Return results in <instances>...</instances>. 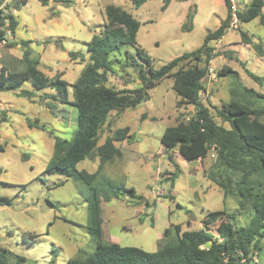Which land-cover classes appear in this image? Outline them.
Segmentation results:
<instances>
[{
    "label": "rangeland",
    "instance_id": "rangeland-1",
    "mask_svg": "<svg viewBox=\"0 0 264 264\" xmlns=\"http://www.w3.org/2000/svg\"><path fill=\"white\" fill-rule=\"evenodd\" d=\"M14 1L9 0V6L17 8V27L13 34L0 29V67L10 73L22 72L26 52L43 75L58 77L68 86L66 103L54 90H36L29 82L18 91L0 90V199L9 201V205H0V247L23 257V264H68L94 251L87 229L92 190L76 177L45 170L53 158V136L68 142L73 137L76 109L71 105L70 85L89 63L86 43L101 32L105 7H119L139 23L136 44L151 60L153 70L198 49L227 11L223 0H147L138 8L128 0H47L45 6L38 0L20 6L16 1L21 0ZM251 1L236 0L238 12ZM261 16L264 21V5L258 17L247 23L237 21L234 27L228 23L223 37L208 43L212 59L201 81L199 100L215 122L226 128L214 110L223 104L241 101L264 110ZM134 54L131 47L110 54L112 71L105 73L108 88L122 91L140 86L130 66ZM199 66H205L204 62ZM172 86V78L163 79L148 91L149 100L123 112H111L99 131L98 146L117 129L127 127L132 135L129 143L114 144L121 158L105 163L94 181L104 243L152 253L163 243L165 228L180 225L182 231H197L207 212L235 215L234 224L239 226L249 221L248 206L242 208L236 195L225 197L212 179L219 175L218 180L227 184L230 177V187L236 191L238 176L219 173L215 150L203 160L187 162L160 143L166 128L186 121L194 112L192 106L178 104ZM259 120L264 122V117ZM29 123L39 127H29ZM97 166L95 157L79 162L76 168L93 174ZM253 181L264 189L263 177L256 175ZM114 185L134 188L140 199L115 196ZM105 197L110 200L106 202ZM212 230L215 233L214 226ZM261 244L264 248V240ZM258 261L264 264V250Z\"/></svg>",
    "mask_w": 264,
    "mask_h": 264
},
{
    "label": "trees",
    "instance_id": "trees-1",
    "mask_svg": "<svg viewBox=\"0 0 264 264\" xmlns=\"http://www.w3.org/2000/svg\"><path fill=\"white\" fill-rule=\"evenodd\" d=\"M26 1H16L17 6ZM38 1L43 6L47 4V0ZM128 1L138 8L147 0ZM223 1L226 17L217 29L206 34L202 45L172 59L157 70L152 69L151 60L136 44L139 23L119 7H105V23L101 32L86 43L89 63L70 85L73 96L71 105L76 109L73 137L68 142L49 132L54 140L53 158L45 171L76 177L92 190L88 201L87 229L94 243V251L83 260L68 261V264H262L258 258L262 257L264 250L261 244L264 240V189L253 178L256 175L264 178V122L259 120L264 117V110L249 108L241 101L232 100L223 104L214 110L217 117L228 125L226 128L215 122L199 100L201 81L212 59V49L208 47V43L222 38L229 23V3L228 0ZM263 5V0H252L244 11L238 12L239 22L247 23L258 17ZM188 19L191 17L188 16ZM260 21L264 25L262 16ZM3 24L4 20L0 19V27ZM16 27L17 21L12 16L7 29L13 34ZM241 37L246 38L244 34ZM122 47H131L135 51V58H131L130 66L135 68L140 86L116 91L106 86L105 73L112 71L110 54L118 52ZM23 59L26 67L20 73H10L0 67V90L18 91L24 83L29 82L36 90H54L61 101L66 103L68 84L58 77L48 78L43 75L37 69V61L29 59L26 52ZM202 61L205 64L203 67L199 66ZM191 62H194L193 65H190ZM228 71L222 70L219 75ZM249 75L258 82L262 80ZM165 78L173 79L172 89L179 97L178 104L192 106L194 112L186 121L166 128L160 137V143L168 151L176 150L187 162L203 160L211 150H215V163L219 173L227 174L228 177L230 173L238 176L234 183L236 191L230 187V177L227 178V184L218 180L219 175L212 179L222 189L225 197L229 194L236 195L242 208L248 206L249 221L245 226H239L234 224L235 215H228L224 211L207 212L197 231H182L180 225L165 228L161 239L163 243L152 253L136 247L104 243L101 236L100 199L94 181L105 163L121 158V152L114 144L129 143L132 135L128 133L127 127L117 129L98 146L99 131L111 112H123L149 100L148 91ZM21 94L28 95L25 91ZM53 99L56 100L54 97ZM36 123H29L28 126L37 128L39 125ZM95 157L98 158L95 173L77 170L79 162ZM169 178L173 180L175 175H170ZM111 189L115 196L140 199L132 187L114 185ZM105 198L106 202L110 200V197ZM3 204L9 205V201L1 198L0 205ZM23 263V257L0 247V264Z\"/></svg>",
    "mask_w": 264,
    "mask_h": 264
},
{
    "label": "built area",
    "instance_id": "built-area-1",
    "mask_svg": "<svg viewBox=\"0 0 264 264\" xmlns=\"http://www.w3.org/2000/svg\"><path fill=\"white\" fill-rule=\"evenodd\" d=\"M229 3V26L234 27L238 20V8L236 0H228ZM17 13L16 7L9 6V0H0V19L4 20V24L0 27V29H4L8 27L10 17H15ZM8 30V29H7ZM9 32V30H8ZM211 157H214V154H211Z\"/></svg>",
    "mask_w": 264,
    "mask_h": 264
},
{
    "label": "water",
    "instance_id": "water-1",
    "mask_svg": "<svg viewBox=\"0 0 264 264\" xmlns=\"http://www.w3.org/2000/svg\"><path fill=\"white\" fill-rule=\"evenodd\" d=\"M125 195H123V197H124Z\"/></svg>",
    "mask_w": 264,
    "mask_h": 264
}]
</instances>
